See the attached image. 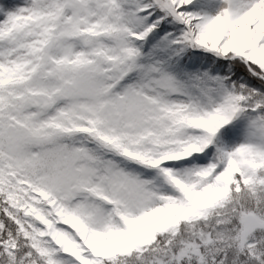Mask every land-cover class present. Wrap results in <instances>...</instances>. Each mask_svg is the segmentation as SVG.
I'll use <instances>...</instances> for the list:
<instances>
[{"label": "snow or ice", "instance_id": "6c2138e0", "mask_svg": "<svg viewBox=\"0 0 264 264\" xmlns=\"http://www.w3.org/2000/svg\"><path fill=\"white\" fill-rule=\"evenodd\" d=\"M0 264H264V0H0Z\"/></svg>", "mask_w": 264, "mask_h": 264}]
</instances>
